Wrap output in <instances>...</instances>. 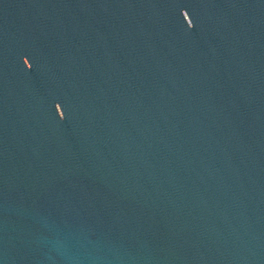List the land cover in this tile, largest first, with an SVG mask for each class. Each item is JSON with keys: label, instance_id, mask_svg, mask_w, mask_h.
Returning <instances> with one entry per match:
<instances>
[{"label": "water", "instance_id": "water-1", "mask_svg": "<svg viewBox=\"0 0 264 264\" xmlns=\"http://www.w3.org/2000/svg\"><path fill=\"white\" fill-rule=\"evenodd\" d=\"M0 264H264V0H0Z\"/></svg>", "mask_w": 264, "mask_h": 264}]
</instances>
